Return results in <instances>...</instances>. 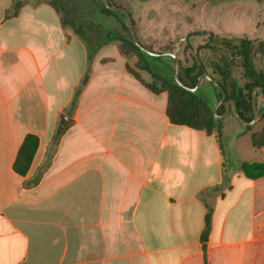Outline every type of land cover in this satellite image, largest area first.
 I'll return each mask as SVG.
<instances>
[{
	"label": "crops",
	"instance_id": "crops-1",
	"mask_svg": "<svg viewBox=\"0 0 264 264\" xmlns=\"http://www.w3.org/2000/svg\"><path fill=\"white\" fill-rule=\"evenodd\" d=\"M104 41L50 0H0V264H264V175L240 167L264 162L259 130L173 122Z\"/></svg>",
	"mask_w": 264,
	"mask_h": 264
},
{
	"label": "rangeland",
	"instance_id": "rangeland-1",
	"mask_svg": "<svg viewBox=\"0 0 264 264\" xmlns=\"http://www.w3.org/2000/svg\"><path fill=\"white\" fill-rule=\"evenodd\" d=\"M54 1L66 11L62 14L67 22L92 46L104 41L108 33L120 34L127 27L126 17L103 11V0ZM111 3L130 12L142 43L159 52L173 50L181 66H195L220 79L216 65L227 63L232 74L227 84L229 92H232V82L238 88L246 82L242 59L235 49L240 38L256 40L252 62L256 70L264 72V39L259 37L264 33V0H111ZM257 100L264 106V98L258 93ZM216 102L213 111L217 108L216 113L220 115L215 116L219 120L216 129L222 131L225 126L233 132L239 129L243 122L234 111L223 117L221 106L218 107L220 101ZM256 107L257 119L247 129L260 130L264 126V109L260 111ZM223 142L227 146V139Z\"/></svg>",
	"mask_w": 264,
	"mask_h": 264
},
{
	"label": "trees",
	"instance_id": "trees-1",
	"mask_svg": "<svg viewBox=\"0 0 264 264\" xmlns=\"http://www.w3.org/2000/svg\"><path fill=\"white\" fill-rule=\"evenodd\" d=\"M50 2L61 14L62 12L66 14L64 8L61 5L59 6L57 1L51 0ZM103 11L108 14H119L125 17L123 13L106 8L105 5ZM62 20L63 23H68L63 14ZM124 30L125 32L120 34L108 33L104 42L111 40L120 41V49L123 55H135L137 57V62L134 66L127 65L128 70L153 92H168V114L171 120L178 124H185L207 131L218 128L219 120L215 117L213 105L222 97L221 90L208 79H206V85L209 88V90L207 89V95L204 88L199 87L197 91H191L181 86L175 79L176 61L173 57L149 55L136 45L128 26H125ZM255 42L256 40L253 38L243 37L240 38L239 44L235 47L237 56L242 59L243 77L246 79L243 87L238 88L235 82H232V92H229L227 84L232 77L230 67L224 61L223 65H216V70L220 76L217 81L226 93L225 100L233 99L237 112L248 121L252 120L254 116L252 91L255 87H261L264 92V72L256 70L252 62ZM144 45L147 46L146 44ZM150 49L153 50L152 48ZM169 52H173V50H169ZM90 55L92 56V53ZM142 71L148 72L151 75V79H144L141 74ZM204 72L206 71L195 66H181L179 76L186 86L194 87L198 82V77ZM221 109L223 111V105ZM247 127L250 128L251 125ZM252 143L255 147L264 145V126L261 130L252 133ZM38 146L39 137L35 134H27L14 165L15 170L21 175H25L29 170ZM240 167L245 175L250 178L264 175V162H243ZM38 178L32 180L31 183H36Z\"/></svg>",
	"mask_w": 264,
	"mask_h": 264
},
{
	"label": "water",
	"instance_id": "water-1",
	"mask_svg": "<svg viewBox=\"0 0 264 264\" xmlns=\"http://www.w3.org/2000/svg\"><path fill=\"white\" fill-rule=\"evenodd\" d=\"M103 3L105 5L106 8H109L111 10H114V11H119L121 13H123L126 17V20H127V26H128V29L130 31V34L134 40V42L136 43V45L138 47H140L143 51H145L146 53H148L149 55L151 56H171L175 59L176 61V65H175V79L176 81L181 85V86H184L185 88L191 90V91H197L201 85V81L202 79L205 77L207 78L209 81H211L215 86H217L221 92H222V97L220 98V102L219 104L225 99L226 97V93L224 91V89L222 88V86L220 85V83L217 81L216 78L213 77L212 74L208 73V72H204L202 73L199 77H198V82L196 84V86L194 87H188L186 86L180 76H179V71H180V67H181V60L178 56V54L176 52H159V51H155V50H151L150 48H148L147 46H145L140 40L139 38L137 37V34L135 32V28H134V24H133V18L130 14V12L125 8V7H122V6H118V5H114L110 2V0H103ZM257 93L259 95H261L263 98H264V92L263 90L261 89V87H255L254 90L252 91V107H253V119L248 121V120H245L236 110V107H235V102L233 99H229V103L226 102V112L229 113L230 111V106L229 104L231 105V109L234 111V113L236 114V116L244 123V124H247V125H252L254 124V122L256 121L257 119V107H256V95ZM219 106V105H218ZM216 110L217 108H214V111H215V116H220L216 113Z\"/></svg>",
	"mask_w": 264,
	"mask_h": 264
},
{
	"label": "flooded vegetation",
	"instance_id": "flooded-vegetation-1",
	"mask_svg": "<svg viewBox=\"0 0 264 264\" xmlns=\"http://www.w3.org/2000/svg\"><path fill=\"white\" fill-rule=\"evenodd\" d=\"M205 78V77H204ZM205 79H207V78H205Z\"/></svg>",
	"mask_w": 264,
	"mask_h": 264
}]
</instances>
